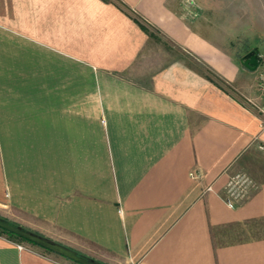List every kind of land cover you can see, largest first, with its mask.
I'll list each match as a JSON object with an SVG mask.
<instances>
[{"label": "crops", "instance_id": "0c3cea01", "mask_svg": "<svg viewBox=\"0 0 264 264\" xmlns=\"http://www.w3.org/2000/svg\"><path fill=\"white\" fill-rule=\"evenodd\" d=\"M252 1L0 0V215L105 264H264ZM154 38L182 54L139 63ZM40 247L0 264H72Z\"/></svg>", "mask_w": 264, "mask_h": 264}, {"label": "rangeland", "instance_id": "374dc122", "mask_svg": "<svg viewBox=\"0 0 264 264\" xmlns=\"http://www.w3.org/2000/svg\"><path fill=\"white\" fill-rule=\"evenodd\" d=\"M248 4H253V6L247 7V9H243L242 12L246 14L245 18L249 19L248 25H245L243 28V31L245 32L248 43L252 46H256L257 52L260 54V62L256 70H254V76H257L259 69L261 66L264 65V0H254ZM252 22V24H251ZM154 45H151L152 47H147L144 50V53L142 57L138 60L140 63L142 60H148L149 62L157 61L159 63L169 60L172 58H176L180 56L182 53L181 51L173 46L172 44L168 43L166 40L158 38L153 39ZM236 46L234 49L240 50L241 47L245 44V41L240 38L236 39ZM252 48V49H255ZM2 216V215H1ZM4 217V216H3ZM6 218V217H5ZM31 246H37L36 244H32L27 242ZM44 252L46 253H52L53 255L57 256V254H54L52 251H48L43 247H40ZM68 259V258H66ZM72 264H79L77 262H74L70 259H68Z\"/></svg>", "mask_w": 264, "mask_h": 264}, {"label": "built area", "instance_id": "2783aa9c", "mask_svg": "<svg viewBox=\"0 0 264 264\" xmlns=\"http://www.w3.org/2000/svg\"><path fill=\"white\" fill-rule=\"evenodd\" d=\"M257 87L260 92L262 101L257 103L251 101L253 106L264 118V65L261 66L257 76ZM264 127V124H262ZM259 148L264 156V143L259 145ZM190 175L194 178L199 177V173L191 172ZM256 186L254 179L244 171H238L229 175L228 180L223 188V200L228 207H235L238 205L248 194L249 190ZM206 190H211L208 186ZM20 248L24 247L18 244Z\"/></svg>", "mask_w": 264, "mask_h": 264}, {"label": "water", "instance_id": "95a60500", "mask_svg": "<svg viewBox=\"0 0 264 264\" xmlns=\"http://www.w3.org/2000/svg\"><path fill=\"white\" fill-rule=\"evenodd\" d=\"M241 63L250 70H256L259 65V59L256 54H252L247 58H242ZM0 226L25 237L26 239L36 243V245L38 246L50 249L52 252L70 260L76 261L79 264H103L92 257L80 255L74 252L69 247L64 246L61 243H58L50 238L38 235L31 231L24 230L20 226L10 225L2 219H0Z\"/></svg>", "mask_w": 264, "mask_h": 264}, {"label": "trees", "instance_id": "16d2710c", "mask_svg": "<svg viewBox=\"0 0 264 264\" xmlns=\"http://www.w3.org/2000/svg\"><path fill=\"white\" fill-rule=\"evenodd\" d=\"M252 54H256L257 57H258V59H259V62H260L261 58L259 57L258 52H257L256 49H251V50H249L248 52H246L245 55H243V58H247V57H249V56L252 55ZM0 219L4 220L5 222H7V223L10 224V225H13V226H20V227L23 228L24 230L31 231V230H29V229L23 227L22 225H19V224L15 223V222H12V221H10L9 219H7V218H5V217H3V216H1V215H0ZM31 232H34V231H31ZM34 233H36V234H38V235H41V234H39V233H37V232H34ZM0 234H5V236H6L7 238L11 239V240H16V241H26V242H29V243H32V244H36V243H34V242H32V241L26 239L25 237H23V236H21V235L15 233V232H13V231H10V230H8V229L2 227V226H0ZM41 236H43V235H41ZM44 237H45V236H44ZM45 249H46V248H45ZM70 249H72V248H70ZM46 250L51 251L50 249H46ZM72 250H73L74 252L80 254V255L87 256V255H85V254H83V253H80V252L74 250V249H72ZM88 257H89V256H88ZM72 261H73V260H72ZM74 262H76V261H74ZM99 262H100V261H99ZM77 263H78V262H77ZM101 263H103V262H101ZM103 264H105V263H103Z\"/></svg>", "mask_w": 264, "mask_h": 264}]
</instances>
